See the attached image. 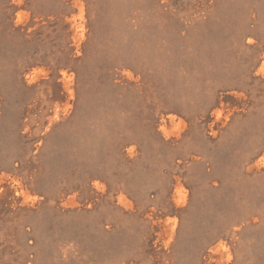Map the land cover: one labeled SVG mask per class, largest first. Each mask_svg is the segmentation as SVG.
I'll use <instances>...</instances> for the list:
<instances>
[{
    "label": "rangeland",
    "instance_id": "rangeland-1",
    "mask_svg": "<svg viewBox=\"0 0 264 264\" xmlns=\"http://www.w3.org/2000/svg\"><path fill=\"white\" fill-rule=\"evenodd\" d=\"M0 264H264V0H0Z\"/></svg>",
    "mask_w": 264,
    "mask_h": 264
}]
</instances>
